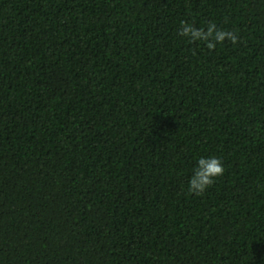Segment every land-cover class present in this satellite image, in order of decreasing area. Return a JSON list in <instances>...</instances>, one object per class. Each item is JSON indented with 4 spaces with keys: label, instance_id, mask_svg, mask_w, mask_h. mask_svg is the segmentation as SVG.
<instances>
[{
    "label": "trees",
    "instance_id": "16d2710c",
    "mask_svg": "<svg viewBox=\"0 0 264 264\" xmlns=\"http://www.w3.org/2000/svg\"><path fill=\"white\" fill-rule=\"evenodd\" d=\"M0 264H264V0H0Z\"/></svg>",
    "mask_w": 264,
    "mask_h": 264
},
{
    "label": "clouds",
    "instance_id": "9594fccd",
    "mask_svg": "<svg viewBox=\"0 0 264 264\" xmlns=\"http://www.w3.org/2000/svg\"><path fill=\"white\" fill-rule=\"evenodd\" d=\"M178 34L189 39H203L208 42V46H214V43H220L225 38L236 42L237 36L232 32L225 31L216 27L214 23L207 25L206 31L196 29L191 24L181 22ZM224 166L220 158L215 155L201 156L195 162L192 174L187 181V191L195 195L202 194L209 186L214 183L215 178L222 175Z\"/></svg>",
    "mask_w": 264,
    "mask_h": 264
}]
</instances>
